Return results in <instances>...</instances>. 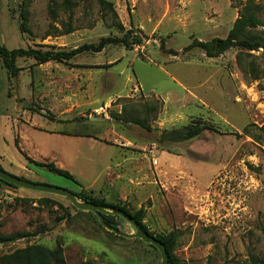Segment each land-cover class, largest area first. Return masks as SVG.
Masks as SVG:
<instances>
[{"label":"rangeland","instance_id":"1","mask_svg":"<svg viewBox=\"0 0 264 264\" xmlns=\"http://www.w3.org/2000/svg\"><path fill=\"white\" fill-rule=\"evenodd\" d=\"M247 6L264 24V0H7L6 11L0 4L8 49L67 52L104 38L141 39L140 45L112 42L98 53L41 68L17 59L25 71L18 83L24 120L32 117L27 127L47 132L24 133L36 153L28 142L25 151L71 179L29 162L24 153L25 167L10 174L103 199L131 214L143 208L148 233L177 235L180 264H260L264 144L242 131L252 125L256 133L264 125L262 50L232 47L209 58L189 48L226 38ZM22 16L26 32L8 37L5 23L19 25ZM69 16L72 32L66 33ZM250 32L264 37L262 26ZM6 75L0 62V105L7 85L9 96L15 93V78L6 82ZM135 118L146 119L150 130L128 122ZM191 124L206 128L190 141H161L164 132ZM99 224L62 196L0 184V236H17L0 243V256L35 244L60 246L66 264L160 263L157 250ZM111 228L135 232L124 219Z\"/></svg>","mask_w":264,"mask_h":264},{"label":"trees","instance_id":"2","mask_svg":"<svg viewBox=\"0 0 264 264\" xmlns=\"http://www.w3.org/2000/svg\"><path fill=\"white\" fill-rule=\"evenodd\" d=\"M25 17L22 16L20 23H19V31L22 35H24L25 28ZM71 17L69 16V23L67 25V31L66 33L72 32V27L70 25ZM258 26L264 27V24L259 21V19L256 18V16L253 13V10L250 6H247L245 8L244 13L238 16V18L235 20L231 30L227 34L226 38L224 39H213L210 42H192L189 45V48H192L194 46H197L201 48L205 55L209 58L217 57L220 54H222L224 51L232 48V47H239L246 51H258V49L262 50V55L264 57V37H260L257 35H253L250 30L253 28H256ZM121 43L124 47H129L133 45H140L141 39L139 37H136L133 39V41L129 42V39L127 36H124L121 39L114 40L110 38H104L101 39L96 45L93 44H85L79 47H76L70 51H53V50H45L41 51L39 49L34 48H16V49H7L5 46L0 44V62L2 64V68L6 71L7 76L11 78H15L19 75V72L22 70L21 68H18L16 65V61L18 58H29L34 60V65H40L47 62H57V63H65L68 60L72 59L73 57L83 53V52H94L98 53L100 52L105 45L109 43ZM161 46L163 47V42H161ZM239 59V55H238ZM249 71L253 73V79L258 78L257 71L252 63H249ZM128 122H132L136 124L137 126L150 130V126L147 124L146 119H131ZM248 125L243 128V134L245 136H248L252 139V141L256 143H263L264 144V125L260 127H255L256 133H253ZM206 127H204L201 124H191L187 125L179 130H172L164 132L160 139L161 141L169 142V143H179V142H185L190 141L197 136H199ZM15 145L19 149L18 145V139L15 138ZM21 152V151H20ZM29 160V158H27ZM29 162H33L34 164L47 169L50 172H53L57 175L63 176L67 179H71V175L54 165L53 163H37L32 160H29ZM0 169L3 170L0 166ZM4 171V170H3ZM6 172V171H5ZM8 173V172H6ZM10 174V173H8ZM23 179V178H21ZM0 184H3L5 186L11 187V188H18L12 184L6 183L2 180H0ZM73 195L81 200V201H87L94 203L96 205L104 207L106 210H120L126 213L127 215L131 216V218L139 225V227L143 231H147V228L143 224V217H144V209L140 208L139 210L133 212L132 214L126 211L123 207H119L117 205H114L112 203H108L103 199H97L93 197H89L86 195H82L81 193L72 192ZM79 211V210H78ZM92 216H95L91 212H86ZM101 217L103 219V222L105 226L110 227L113 226L114 221L116 219H122L116 215H106L101 214ZM100 227H102L99 224ZM150 234V233H148ZM152 236V234H150ZM17 236H0V243H11L16 239ZM122 237V236H121ZM119 237V238H121ZM124 238V237H122ZM155 238L160 241L168 254V264H180L178 258L174 255V249L176 247V240L177 235L175 233H169L165 237H156ZM146 246H149L156 250L153 246L146 244ZM260 264H264V257L261 258L258 261ZM0 264H66L65 258L63 255V249L58 246L55 248H46L40 245H29L21 249H17L9 254H4L0 256Z\"/></svg>","mask_w":264,"mask_h":264},{"label":"crops","instance_id":"3","mask_svg":"<svg viewBox=\"0 0 264 264\" xmlns=\"http://www.w3.org/2000/svg\"><path fill=\"white\" fill-rule=\"evenodd\" d=\"M0 4L4 5V8H5L4 10L6 11L7 10V0H0ZM5 24H6L5 28H6L8 37H10L9 33H12V35L15 34V36H17V34H19L20 37L22 36V34L19 31V25L17 21L11 24V25H15L14 27H11V25L8 22H6ZM4 38L0 34V44L3 46H5V42H7L6 40H4ZM44 64H40L37 66L38 68H41ZM16 65L18 68H21L18 65L17 61H16ZM24 72H25L24 70H21L19 72V75L17 76V79H16L17 93H14V96L10 97L8 94L9 86L7 85L5 89V97L3 98L4 100L2 104L0 105V109L3 112L0 114V155L2 156L0 158V166L4 171L8 173H11L13 171L16 172V170L25 167L26 159L22 153H24L27 156V158H29L30 160L34 162H39V161H35L32 155V153H36L35 150L33 149L35 143L32 141L31 138H29L28 136H25L24 133L31 132V131H39V132L47 133L45 129L41 127H36L33 124L29 125L31 127L29 128L27 127L28 126L27 123L30 122L29 119H31L32 117L30 118L28 117L26 121L24 120L26 110H22L23 103L20 100V98L21 99L23 98L22 96H20L22 93L18 94V83L20 82V76L21 75L23 76ZM8 80H10V78L6 75V82ZM23 84L24 86L22 85L23 87H20V90L22 91H24V88L26 87V83H23ZM58 122L63 124L69 121L64 120V119H61V120L58 119ZM29 124H31V122ZM59 134L62 136H67L71 138L69 134L66 132H59ZM16 137L18 139V145H19L20 150H18V148L15 145ZM25 143L30 145L31 147L30 151H32V153H30L29 151H25V148H24Z\"/></svg>","mask_w":264,"mask_h":264},{"label":"water","instance_id":"4","mask_svg":"<svg viewBox=\"0 0 264 264\" xmlns=\"http://www.w3.org/2000/svg\"><path fill=\"white\" fill-rule=\"evenodd\" d=\"M17 77H15V93H17ZM0 180L12 184L18 188L24 189V190H31L36 192H41L45 194H52L57 196H62L66 198L70 204L77 210L83 211V212H91L93 213L98 219L100 225L105 227L108 231L115 233L116 235L122 236L124 238H134L142 241L145 244H149L153 246L159 253L161 257V261L159 264H168V254L164 247V245L158 241L154 236H151L146 231H143L139 225L131 218V216L127 215L123 211L120 210H106L104 207L96 205L91 202L87 201H81L77 199L71 191H67L65 189L52 187L49 185H42L37 183H32L27 180L21 179L19 177L13 176L11 174L6 173L5 171L0 169ZM101 214L106 215H116L125 221H127L132 227L134 228L135 232L132 235H125L122 233H119L115 231L114 229L105 226L103 219L101 217Z\"/></svg>","mask_w":264,"mask_h":264},{"label":"built area","instance_id":"5","mask_svg":"<svg viewBox=\"0 0 264 264\" xmlns=\"http://www.w3.org/2000/svg\"><path fill=\"white\" fill-rule=\"evenodd\" d=\"M102 110V109H101Z\"/></svg>","mask_w":264,"mask_h":264}]
</instances>
